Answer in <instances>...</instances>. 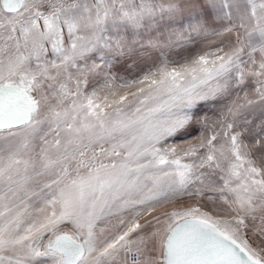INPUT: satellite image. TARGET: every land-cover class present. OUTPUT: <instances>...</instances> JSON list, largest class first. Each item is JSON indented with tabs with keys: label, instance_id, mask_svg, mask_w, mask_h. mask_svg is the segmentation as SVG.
I'll return each mask as SVG.
<instances>
[{
	"label": "snow or ice",
	"instance_id": "6c2138e0",
	"mask_svg": "<svg viewBox=\"0 0 264 264\" xmlns=\"http://www.w3.org/2000/svg\"><path fill=\"white\" fill-rule=\"evenodd\" d=\"M0 264H264V0H0Z\"/></svg>",
	"mask_w": 264,
	"mask_h": 264
}]
</instances>
